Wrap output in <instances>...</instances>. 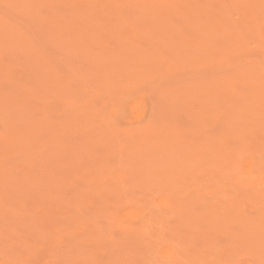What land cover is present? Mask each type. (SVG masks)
<instances>
[{
	"label": "rangeland",
	"instance_id": "1",
	"mask_svg": "<svg viewBox=\"0 0 264 264\" xmlns=\"http://www.w3.org/2000/svg\"><path fill=\"white\" fill-rule=\"evenodd\" d=\"M0 264H264V0H0Z\"/></svg>",
	"mask_w": 264,
	"mask_h": 264
}]
</instances>
